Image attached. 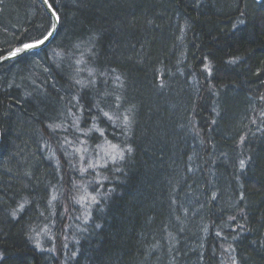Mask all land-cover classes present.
Returning a JSON list of instances; mask_svg holds the SVG:
<instances>
[{
	"label": "trees",
	"instance_id": "16d2710c",
	"mask_svg": "<svg viewBox=\"0 0 264 264\" xmlns=\"http://www.w3.org/2000/svg\"><path fill=\"white\" fill-rule=\"evenodd\" d=\"M69 1L49 0L61 17L49 46L0 67V264H231V257L238 264H264V101L259 99L264 96V0H74L64 14ZM121 9L136 11L132 27L116 22L125 16ZM179 12L188 13L180 22L189 14L193 23L200 21L208 43L217 38L203 64L195 62L204 56L198 48L194 57L179 46L183 34L176 39L177 51H168L167 36L143 25L146 16L157 25L161 14ZM239 15L248 21L231 30ZM49 25L37 0H0V57L38 38ZM138 31L146 37L136 36ZM152 50L166 55L161 59L166 65L195 62L176 72L172 88L159 96L162 104H171L165 109L138 90L166 69L156 64L160 57L149 55ZM226 55L238 60L225 67ZM76 68L92 72L76 77L94 81L83 91L72 88ZM113 72L122 79V94ZM217 88L225 89L212 116L209 95ZM250 88L254 93L245 92ZM76 94L85 108L80 127L98 118L104 138L132 149L123 160H109L107 167L85 174L69 167L70 162L79 166V154L62 152L81 145L61 148L64 139H87L67 115L69 108L80 115L67 104ZM97 102L114 122L93 107ZM59 113L65 114L66 128L52 133L46 123ZM97 143L103 140L88 139L85 166L94 162ZM169 159L174 164L170 175L162 170ZM84 186L96 203L72 199L84 194ZM218 200L229 209L216 208ZM200 205L204 216L190 217ZM181 213L187 217L179 222ZM191 228L192 238L178 233ZM158 229L160 236L151 240ZM199 236L206 238L201 249L194 245Z\"/></svg>",
	"mask_w": 264,
	"mask_h": 264
},
{
	"label": "bare ground",
	"instance_id": "6f19581e",
	"mask_svg": "<svg viewBox=\"0 0 264 264\" xmlns=\"http://www.w3.org/2000/svg\"><path fill=\"white\" fill-rule=\"evenodd\" d=\"M73 1L74 0H71V2L69 1V3L64 7V10H63L64 14H65V12L70 10L71 6H73V4H72ZM255 1L260 3L262 0H255ZM38 3L40 4L39 1H38ZM76 4L78 5V3H76ZM245 6L247 7V9L251 8V10H253V6L250 5V3H248V1H244V7ZM41 7L43 8L45 14L49 18L50 24H52V19H51L49 13L44 9V7L42 5H41ZM134 9L131 10V11L129 10V12L126 9H121L125 16L121 17L122 16L121 15V16H117L116 17L115 20H116V22L119 23L120 26L122 25V27H123L127 23V25H125L126 27H123L124 29L132 27L137 22L136 19H134L136 17V11H134ZM56 13H58V12L56 11ZM186 14H188V13L186 12ZM186 14L182 13V12H179L178 15L177 14H169V15L161 14L160 17L163 16L162 18H164V19L160 18L159 19V23L157 25L155 24L154 19L152 17L146 16L144 18V24L143 25L148 30L154 31L155 33L159 32V33H162V34L167 36L168 41L166 43H163V44L167 45V47H168L167 50L168 51L169 50L172 51L173 47H175L176 48L175 50L177 51L176 39L178 38L179 33L183 34L185 36L186 42H185L184 37L178 38L179 46L180 47H181V45L185 46L186 52L188 54L193 55L194 57L198 56V52H197V50L194 49V46L196 48H198L202 52V55H204V56L202 57V59H200L199 61H195V62H198V64H203V62L206 59H208V54H210V51L213 50L212 49L213 48V43L216 42L217 38L213 39L214 40L213 43H208L207 41L209 40V36L203 35L205 33H203L201 31V27L199 28V26H198L200 21H198L196 24L193 23L194 21L191 19L193 14L187 15L185 17L184 21H181V22H184V24L182 25L181 22H180V18L185 16ZM244 18L245 17H243L242 15H239L238 17H236L237 23L235 25L236 26L239 25L241 20L248 21V20H246ZM126 20H127V22H126ZM165 24H168L167 27H162ZM231 24H233V23H231ZM60 25H61V23L59 22V26ZM233 25L231 26V30L234 29ZM123 32H124V30H123ZM145 34L146 33L144 31H142V32L138 31V32L135 33V35L139 36V38L140 37L141 38H143V37L145 38L146 37ZM50 44H48V45H50ZM45 48H43V49H45ZM41 50H38L37 52H39ZM37 52H33V53H37ZM33 53H29V54H33ZM163 53H165V51H163ZM149 55L150 56L151 55L152 56L153 55H157V57H160V59L155 60V62H156L157 65H162V67H164L166 69L156 72L158 74V76H157V80H155L153 84H147V86L145 88L144 87H139L138 90H139V92L142 94V96L144 98H147V97L156 98L157 99L156 104L159 105L161 108L163 107V109H165L166 107L170 106L171 104L170 105L169 104H165L164 105V103L162 104L159 96L162 95L163 93H165L166 90H169L170 88H172L170 84L173 81V77H174V74L176 72L181 71L182 68L194 67L195 66V62L192 61V60L179 59L177 62L175 61V63L172 60L171 63H167V65H166L164 60H161V59L166 58L165 54H162V53L158 54V53H155V51L152 50V51H150ZM24 56H22V57H24ZM194 57H193V59H195ZM225 57H227V58H225ZM223 58H225L224 61L226 62L225 63V67H229L230 66L228 64L230 61H233V60L237 61L238 60L237 59L238 57H234V56L232 57V55H229V56L226 55ZM133 59L135 61L138 60L135 57ZM113 76L115 78V81L117 83H119V87H117V89H119L121 91V94H122V91L124 90V86L121 84L122 83V79H121V77H120V75L118 73L113 72ZM165 76L168 78V80L167 81H162L165 78ZM117 77L119 79H117ZM98 84H100V83H98ZM190 87H191V85L188 86V88H190ZM100 88L103 89V90H106L105 87H100ZM185 89H184L183 92L186 91ZM224 89L225 88H222V89H218L217 88V89H215L217 91L216 93L212 92V94L209 95V97H211L210 98L211 99V104H212L213 107H215V108H213V107L211 108L212 116L214 115L213 111L215 109L218 110V108L216 107V103H220L222 101V97H220V94L222 93V91ZM253 90L254 89L250 88V89L246 90L245 92H248V93L252 94V93H254ZM246 105L249 106V101L246 103ZM178 134L181 137V138L179 137L180 139L185 138L184 135H182L180 133H178ZM173 138H177V136L173 135ZM187 139H188V136H187ZM125 141H126V142H124L125 144H129V142L127 143L126 139H125ZM170 142L171 143H173V142L175 143V141L172 142L171 139H170ZM199 149H200V152L202 154H204L203 149L202 148H199ZM168 150H170L169 147L167 148V151ZM193 159L198 161V159H199L198 154H195V157H193ZM162 167H163V169L162 168L161 169L164 171V173L168 172L167 174L170 175V173L174 169V164H173L172 159L166 160V162L164 164H162ZM155 186H156V188L158 187L157 184H155ZM216 208H218L219 210H221V209L222 210H228L229 206H227L225 203H222V201L218 200L217 203H216ZM210 211H215V208L211 207ZM204 214H205L204 206L200 205L197 208L195 207V209L190 213V217H202V216H204ZM186 217H187V214L181 213L179 215V222L184 221L186 219ZM206 218L208 220L210 217L207 215ZM40 221L41 220H39L37 222H40ZM176 224L177 223H174L173 225H176ZM161 232H162L161 229L156 230L154 232V234L152 232L151 234H153L152 235L153 237L151 238V240L157 239L160 236ZM190 232H192V228H191V230L181 229V230L178 231V233L181 234L182 236L191 237L192 238V234H190ZM205 240H206V238H202L201 236H199V237H197L195 239L194 245L197 246L196 248L201 249L200 247H202L204 245ZM173 264H176V262H174Z\"/></svg>",
	"mask_w": 264,
	"mask_h": 264
},
{
	"label": "snow or ice",
	"instance_id": "6c2138e0",
	"mask_svg": "<svg viewBox=\"0 0 264 264\" xmlns=\"http://www.w3.org/2000/svg\"><path fill=\"white\" fill-rule=\"evenodd\" d=\"M45 3H48V0H45ZM48 7L52 10L53 14L55 15L56 22L59 23L61 21V17L58 13H56L55 8H53V5L51 3H48ZM243 15V14H242ZM240 23H246V21L241 20ZM233 27H236V25H233ZM262 28H264V23L261 25ZM57 31L56 25H49L47 29H45L44 32L41 33V35L34 39L30 40L29 42H23L22 46L17 47L13 49L12 51L9 52L7 58L11 57H17L18 55L25 53L28 50H33L36 48L41 47L44 45L46 42H48L55 34ZM91 51V49H89ZM54 56H60L59 52H56L55 50L53 51ZM75 63L77 65H80L84 63L83 60H76ZM230 63H236L235 60L230 61ZM58 66V65H57ZM206 70L208 71L209 74H211L212 69L208 66L205 65ZM81 71H88L89 74L91 75V69L87 68H76L75 73L72 76V88H77L78 86V91H83V89L88 88L91 84L94 83L93 80L89 79L87 81L83 79H77L76 77L79 75ZM117 79H119L117 77ZM82 97L79 94L72 95L70 99L67 101V104L71 105L72 107H75L78 109L80 115H76V113L71 112L70 108L67 111V115L72 117V124L71 127L75 129L77 133H84L87 139L85 140H80L79 137H77L76 141L64 139L63 144L61 145V148H63L64 145H69L72 146L75 143H79L81 146L76 147L75 151L72 153H68L67 151L62 152V155L64 156H76L79 154L80 160H79V166L75 163H69V167L73 171H78L81 174L89 173L90 169H97V168H105L107 167V164L109 160L115 162L116 160H123L125 156V151L130 152L132 149L130 147L124 149L121 148L120 145L112 143L110 140H107L104 138V129L100 128L96 122L98 118H92V123L90 127H85L82 128L80 127V122L83 118V113L85 111L84 105L80 103ZM260 100L264 101V96L259 97ZM93 107L99 109L100 115L103 117H107L109 121L114 122V118L109 115L108 112H104L102 108H100L99 102L95 103ZM88 112H91V108L87 109ZM264 115V113H262ZM65 114L64 113H59L57 117H51L50 119L52 120L51 123H46V127L51 130L52 133H56L58 130H64L66 128V124L63 122L64 121ZM84 123L87 125L88 121L85 120ZM125 123L127 124V118H125ZM93 133H99L98 137H94L92 134ZM88 139H96V140H103V143H97L95 147L92 148V152L96 153V157L94 162H88L87 166L84 164L85 156L86 154L89 153V148L86 146L88 143ZM245 137L241 136L240 137V143H244ZM55 155V153H53ZM191 158V157H190ZM57 166H59V160L57 159ZM239 166L240 168H244L246 166V162L244 159H241L239 161ZM30 175V174H29ZM63 179V177H61ZM104 179H107V177H104ZM73 187H75V180L73 179L72 181ZM100 181L97 179V184L99 185ZM241 199H243V194L241 193L240 196ZM52 199H56L55 196L52 197ZM72 199L76 203L83 204L88 200H91L93 203L97 202V197L95 195H92L91 193L87 192L86 186H84V194L79 195V197L73 196ZM27 204H30L31 201H26ZM25 209V204H20L19 205V210L23 212ZM241 212H243V209H240ZM13 217H16L17 213L16 211H13L11 213ZM231 220L235 221L236 217H230ZM238 228H242L241 225H237ZM46 231V228H45ZM219 235V233H218ZM235 238V237H234ZM37 246H39V241H37ZM233 249L231 245H229L228 251L231 252ZM54 251V249H53ZM231 264H238L237 260L235 257H231Z\"/></svg>",
	"mask_w": 264,
	"mask_h": 264
},
{
	"label": "water",
	"instance_id": "95a60500",
	"mask_svg": "<svg viewBox=\"0 0 264 264\" xmlns=\"http://www.w3.org/2000/svg\"><path fill=\"white\" fill-rule=\"evenodd\" d=\"M38 1L44 7V9L49 13V15H50V17L52 19V24L51 25H53V24L56 25V28H57V31H58L59 23L56 22L55 15L53 14L52 10L48 7L49 0H48V3H45V0H38ZM57 31L55 32L54 36L48 42H46L44 45H42L39 48H36V49H33V50H28L25 53H22V54L18 55L17 57L7 58L9 53L6 54V55L1 56L0 57V67L2 65L6 64V63H9L11 61L17 60L18 58H20V57H22L24 55H27V54L33 53V52H37L38 50H41V49L47 47L48 44H50L54 40ZM0 141H1V129H0Z\"/></svg>",
	"mask_w": 264,
	"mask_h": 264
},
{
	"label": "rangeland",
	"instance_id": "374dc122",
	"mask_svg": "<svg viewBox=\"0 0 264 264\" xmlns=\"http://www.w3.org/2000/svg\"><path fill=\"white\" fill-rule=\"evenodd\" d=\"M49 46V45H48Z\"/></svg>",
	"mask_w": 264,
	"mask_h": 264
}]
</instances>
